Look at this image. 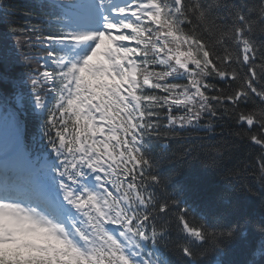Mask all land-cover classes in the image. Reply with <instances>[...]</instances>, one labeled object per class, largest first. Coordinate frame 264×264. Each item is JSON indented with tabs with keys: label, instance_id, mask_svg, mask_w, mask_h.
I'll list each match as a JSON object with an SVG mask.
<instances>
[{
	"label": "snow or ice",
	"instance_id": "6c2138e0",
	"mask_svg": "<svg viewBox=\"0 0 264 264\" xmlns=\"http://www.w3.org/2000/svg\"><path fill=\"white\" fill-rule=\"evenodd\" d=\"M21 14L0 4L3 60L26 67L0 77V264H222L235 246L264 264V0ZM193 158L258 217L181 184L172 165Z\"/></svg>",
	"mask_w": 264,
	"mask_h": 264
},
{
	"label": "trees",
	"instance_id": "16d2710c",
	"mask_svg": "<svg viewBox=\"0 0 264 264\" xmlns=\"http://www.w3.org/2000/svg\"><path fill=\"white\" fill-rule=\"evenodd\" d=\"M32 3H34V0H0V4L9 6L12 11V18L17 24L24 23V17L21 13L30 7ZM5 32L6 29L0 26V40H2ZM9 44H12L11 40H9ZM12 55L10 51L0 44V77L6 78V80L19 78L26 72V67L22 63L16 62L15 59L9 61L3 60L5 56L12 57ZM0 91L4 95H11L12 93L10 86L3 87ZM24 119L25 126H32L33 120L29 116L26 115ZM30 133L29 131L27 135ZM181 148V143H173L171 151L178 152ZM239 155L243 156V150H241ZM172 167L179 173L176 179L209 206L224 208L229 203H238L243 206L245 211H249L257 217L261 212L258 200L245 201L243 197H240L238 200L232 193L228 192L225 185L218 179L216 173L207 168L202 159L193 158L183 163H174ZM251 186L253 188L256 187L255 184ZM225 258L233 264H244L247 254L242 247L235 246L231 251L225 253Z\"/></svg>",
	"mask_w": 264,
	"mask_h": 264
}]
</instances>
